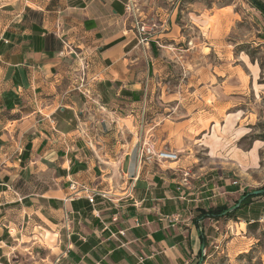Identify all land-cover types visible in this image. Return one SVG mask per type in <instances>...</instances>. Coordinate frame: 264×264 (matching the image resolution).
I'll list each match as a JSON object with an SVG mask.
<instances>
[{"label": "crops", "instance_id": "0c3cea01", "mask_svg": "<svg viewBox=\"0 0 264 264\" xmlns=\"http://www.w3.org/2000/svg\"><path fill=\"white\" fill-rule=\"evenodd\" d=\"M127 3L0 0L2 264H195L251 221L255 198L233 225L199 213L235 205L264 140L239 148L247 113L221 88L201 96L198 55L164 50L165 21L140 42ZM83 61L88 98L73 88ZM147 142L179 158L147 165Z\"/></svg>", "mask_w": 264, "mask_h": 264}, {"label": "rangeland", "instance_id": "374dc122", "mask_svg": "<svg viewBox=\"0 0 264 264\" xmlns=\"http://www.w3.org/2000/svg\"><path fill=\"white\" fill-rule=\"evenodd\" d=\"M155 5L161 7L168 19L155 12ZM138 7L146 21L153 19L157 27L154 33L165 21L163 26L168 34L159 39L164 50L197 53L200 84L205 88L201 96L206 94L208 101L214 92L220 93L221 88L247 113L248 127L245 128L248 133L238 140L239 148L247 150L255 140H264V18L261 13L248 0H144ZM169 63L174 64L166 62ZM206 63L213 67H207ZM177 74L162 80L167 82L170 94L174 96ZM224 80H228V84L222 85ZM159 92L160 87L154 96H160ZM154 100L158 114L163 117L166 109L159 99ZM170 110L179 116V108ZM259 155V164L247 168L243 174L249 185L245 191L264 190V147ZM254 198V203L246 209L250 217L240 216L256 221L257 225L251 228L248 224L252 222L246 221V224L234 227L235 233L234 229L229 230L218 242V247H211L195 264L199 260L201 264H264V194ZM234 206L230 209L234 210ZM235 220L236 216L228 221L233 225Z\"/></svg>", "mask_w": 264, "mask_h": 264}, {"label": "built area", "instance_id": "2783aa9c", "mask_svg": "<svg viewBox=\"0 0 264 264\" xmlns=\"http://www.w3.org/2000/svg\"><path fill=\"white\" fill-rule=\"evenodd\" d=\"M125 11L127 13H130L132 16V21L136 29V34L138 36L139 41L147 43L148 39L153 35L155 28H157L153 19H150L151 21H146L144 19L146 17H142L136 9L134 0H128V3L125 6ZM86 68L87 62L83 61L80 65L81 74L75 75L73 77V88H75L77 91L82 93L83 96L88 98L92 95L91 83L95 77H89L86 73ZM139 154L141 161L147 165L156 162H161L162 160L177 161V159L179 158L178 154H176L175 152L163 148L158 149L154 146L153 143L149 142H147V144L142 145V147L139 149ZM233 184L236 185V182H233ZM87 200L90 204L94 201L93 192L87 195ZM164 219H168V217L165 216ZM121 233L123 234L122 231ZM204 254L205 252H202V255ZM142 259L143 258L139 256V260L142 261Z\"/></svg>", "mask_w": 264, "mask_h": 264}, {"label": "trees", "instance_id": "16d2710c", "mask_svg": "<svg viewBox=\"0 0 264 264\" xmlns=\"http://www.w3.org/2000/svg\"><path fill=\"white\" fill-rule=\"evenodd\" d=\"M248 2L253 8H255L259 12H261V14L264 17V2L262 0H248ZM248 192H250V191H243L242 194L240 195V197L246 195ZM254 197H255L254 195L247 196L240 203V205L234 210L228 208L227 205H222V206L210 207V208H208L207 211H203L202 210V211H200L199 215H200V217H208V216H210V217H213V218H221L222 216H225V217H228V218H232V217L235 218V212L238 209H240V208L248 206L251 203V201L253 200ZM237 201H236V203H237ZM256 225H257L256 221H252V223L248 224V226H250L251 228L253 226H256ZM199 257H201V251L199 252ZM197 264H201L200 260L197 262Z\"/></svg>", "mask_w": 264, "mask_h": 264}, {"label": "water", "instance_id": "95a60500", "mask_svg": "<svg viewBox=\"0 0 264 264\" xmlns=\"http://www.w3.org/2000/svg\"><path fill=\"white\" fill-rule=\"evenodd\" d=\"M264 194V190L261 189H256V190H252L250 193H247L246 195L242 196L239 198L237 204L234 206V209H236L240 203L244 200V198H246L247 196H251V195H262Z\"/></svg>", "mask_w": 264, "mask_h": 264}]
</instances>
